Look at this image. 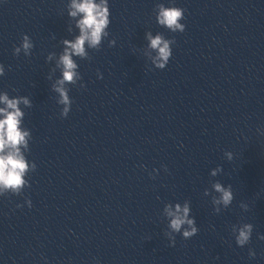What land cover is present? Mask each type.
Wrapping results in <instances>:
<instances>
[{
    "label": "water",
    "instance_id": "95a60500",
    "mask_svg": "<svg viewBox=\"0 0 264 264\" xmlns=\"http://www.w3.org/2000/svg\"><path fill=\"white\" fill-rule=\"evenodd\" d=\"M70 2L0 0V91L31 99L36 163L29 188L0 197V264H264V0H109V37L74 58L81 80L66 85L62 118L46 57L78 34ZM160 4L184 9L183 33L157 25ZM149 31L175 41L164 70L147 57ZM23 35L27 57L13 55ZM217 180L234 192L219 214L205 195ZM185 201L199 231L171 246L161 213ZM240 223L253 225L244 248Z\"/></svg>",
    "mask_w": 264,
    "mask_h": 264
},
{
    "label": "clouds",
    "instance_id": "9594fccd",
    "mask_svg": "<svg viewBox=\"0 0 264 264\" xmlns=\"http://www.w3.org/2000/svg\"><path fill=\"white\" fill-rule=\"evenodd\" d=\"M67 16L74 21V27L78 34L73 40L63 41V50L58 55L49 54L46 62L55 61V68L60 70L59 78L52 84L51 90L57 94L56 103L61 106L60 116L67 118L71 111L72 99L66 85H74L81 80L76 59L81 60L88 57V50L100 49L103 42L109 37L108 31L111 24V11L109 0H71L68 5ZM184 19V9L177 6L158 5L155 14V21L159 27L165 28L172 33H183L186 25L181 21ZM71 31V27L69 28ZM148 41L147 48L151 50L147 53L151 65L159 70H164L173 55L172 46L175 41L168 40L161 34H153L149 31L145 36ZM110 47L115 46L116 41L109 42ZM34 44L28 35H23L19 46L14 48L13 55L19 56L23 52L24 56H30ZM5 75V67L0 64V78ZM99 75V74H98ZM51 79V75L48 77ZM80 87H84L81 83ZM23 106V107H22ZM32 101L28 96H11L6 91H0V197L5 195H20L24 189L29 188L28 175L35 172L36 163L28 159L26 153L30 152L32 141L31 130L25 124L26 112L24 109L32 108ZM228 161L234 159L232 152L224 153ZM221 167H216L210 171V176L215 178L222 173ZM211 196L216 214L229 208L234 200V192L231 185L225 186L218 180L212 184ZM25 203L31 207V201ZM222 205V208L219 207ZM243 211H248V205L240 204ZM161 215L167 221V231L165 236L171 246H175L176 236L180 235L188 240L196 236L199 229L196 220L191 215V204L187 201L175 204L168 203L163 207ZM232 236L238 247L244 248L249 245L253 225L251 223H240L231 228ZM264 240V236L258 237ZM255 251L249 249V257L254 258Z\"/></svg>",
    "mask_w": 264,
    "mask_h": 264
}]
</instances>
